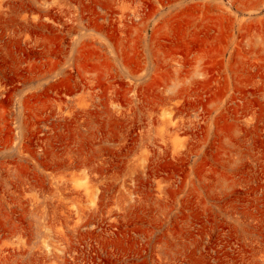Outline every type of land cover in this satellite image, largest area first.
Wrapping results in <instances>:
<instances>
[{"label":"rangeland","instance_id":"rangeland-1","mask_svg":"<svg viewBox=\"0 0 264 264\" xmlns=\"http://www.w3.org/2000/svg\"><path fill=\"white\" fill-rule=\"evenodd\" d=\"M0 264H264V0H0Z\"/></svg>","mask_w":264,"mask_h":264}]
</instances>
